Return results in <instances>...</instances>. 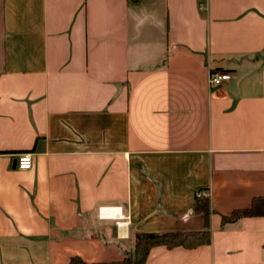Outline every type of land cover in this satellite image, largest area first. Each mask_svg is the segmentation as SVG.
Instances as JSON below:
<instances>
[{
	"label": "crops",
	"instance_id": "crops-1",
	"mask_svg": "<svg viewBox=\"0 0 264 264\" xmlns=\"http://www.w3.org/2000/svg\"><path fill=\"white\" fill-rule=\"evenodd\" d=\"M201 2L0 0V264L122 261L198 192L210 243L145 264H264V217L221 221L264 198V0Z\"/></svg>",
	"mask_w": 264,
	"mask_h": 264
},
{
	"label": "trees",
	"instance_id": "trees-1",
	"mask_svg": "<svg viewBox=\"0 0 264 264\" xmlns=\"http://www.w3.org/2000/svg\"><path fill=\"white\" fill-rule=\"evenodd\" d=\"M196 199V198H195ZM194 211L202 214L204 229L200 232L139 234L133 252L127 253L119 262L93 264H145L149 250L154 246L167 248L183 247L193 249L210 243L209 206L205 197L196 199ZM264 217V198H255L246 209L232 211L229 215H221L222 224L232 223L242 218ZM68 264H88L78 257H72Z\"/></svg>",
	"mask_w": 264,
	"mask_h": 264
},
{
	"label": "built area",
	"instance_id": "built-area-1",
	"mask_svg": "<svg viewBox=\"0 0 264 264\" xmlns=\"http://www.w3.org/2000/svg\"><path fill=\"white\" fill-rule=\"evenodd\" d=\"M206 1V0H205ZM205 7V3L202 2L200 3V8L203 9ZM231 76L229 74L226 73H211L209 75L208 78V84L210 87H218L220 86L222 83L230 80ZM16 166L19 170H29L32 168L33 166V161H32V155L29 153H22L19 154L17 159H16ZM202 197H206V193L204 192H198L196 193V199H201ZM113 209H118L116 207H101L98 209L97 211V217L98 219L101 220H113L115 221V226L117 228V236L118 238H125L126 237V223L122 221L123 216L121 215V212L119 210V215L116 217H102V212L104 211H110ZM125 226V227H123ZM125 229V231H124ZM123 231L125 232V234H122Z\"/></svg>",
	"mask_w": 264,
	"mask_h": 264
},
{
	"label": "bare ground",
	"instance_id": "bare-ground-1",
	"mask_svg": "<svg viewBox=\"0 0 264 264\" xmlns=\"http://www.w3.org/2000/svg\"><path fill=\"white\" fill-rule=\"evenodd\" d=\"M119 215V210L118 209H113V210H110V211H103L102 212V217L104 218V217H114V216H118ZM123 227H125V226H123ZM125 231V230H124ZM123 231V233L122 234H125V232Z\"/></svg>",
	"mask_w": 264,
	"mask_h": 264
}]
</instances>
